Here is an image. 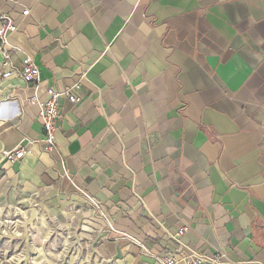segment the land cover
<instances>
[{"label": "crops", "instance_id": "1", "mask_svg": "<svg viewBox=\"0 0 264 264\" xmlns=\"http://www.w3.org/2000/svg\"><path fill=\"white\" fill-rule=\"evenodd\" d=\"M0 15L15 64L40 69L37 88L0 77V100L17 99L2 102L0 195L86 191L117 230L100 246L113 264L183 245L264 264V0H0ZM81 80L47 152L29 99Z\"/></svg>", "mask_w": 264, "mask_h": 264}, {"label": "rangeland", "instance_id": "2", "mask_svg": "<svg viewBox=\"0 0 264 264\" xmlns=\"http://www.w3.org/2000/svg\"><path fill=\"white\" fill-rule=\"evenodd\" d=\"M16 189L0 195V264H113L100 253L105 221L84 197Z\"/></svg>", "mask_w": 264, "mask_h": 264}, {"label": "built area", "instance_id": "3", "mask_svg": "<svg viewBox=\"0 0 264 264\" xmlns=\"http://www.w3.org/2000/svg\"><path fill=\"white\" fill-rule=\"evenodd\" d=\"M30 9L26 6L23 10V15H28ZM0 52L4 58L2 67L0 68V77L6 79L11 77H19L26 86L34 85L38 87L40 81V69L34 59L30 55H26L20 65H16L13 59V50L9 42V36L17 31L18 27L13 19L6 15H0ZM84 77V73L83 76ZM83 86L82 80L70 87L69 89H57L53 86L46 88V96L41 99L37 92L30 97L31 104L39 105L38 117L42 121L44 129V148L47 152H54L57 149L56 134L60 128L59 121L62 117L60 113V102L62 99H68L72 103H77L81 100V96L77 94ZM17 102L16 98L7 96L3 101ZM28 151L23 146H17L11 150H3L4 159L10 162L22 159L27 155ZM80 194L89 203L92 212L99 219L105 221V238H114L117 232L115 226L108 222L104 212V206L94 196L86 191L79 189ZM189 226L183 225L175 233H169L172 240L180 245L179 238L188 231ZM184 252H179V249L167 251L162 256H157L156 260L160 264H223L227 259L225 251H219L214 254H208L198 249H193L188 245H183ZM147 251V250H146Z\"/></svg>", "mask_w": 264, "mask_h": 264}, {"label": "bare ground", "instance_id": "4", "mask_svg": "<svg viewBox=\"0 0 264 264\" xmlns=\"http://www.w3.org/2000/svg\"><path fill=\"white\" fill-rule=\"evenodd\" d=\"M5 109H7L8 111H9V109H10V107L7 105V104H4V103H0V122H2L4 119H5V117L7 116V115H5V116H3V110H5ZM12 110V109H11ZM10 110V111H11ZM5 112V111H4ZM13 112V111H12ZM8 114V113H7ZM11 114H13V113H11ZM43 251V250H42Z\"/></svg>", "mask_w": 264, "mask_h": 264}]
</instances>
